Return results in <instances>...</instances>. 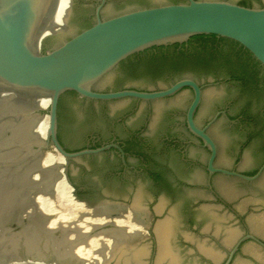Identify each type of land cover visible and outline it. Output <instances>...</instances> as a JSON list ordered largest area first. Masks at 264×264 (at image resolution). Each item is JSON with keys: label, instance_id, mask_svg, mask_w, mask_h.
<instances>
[{"label": "water", "instance_id": "water-1", "mask_svg": "<svg viewBox=\"0 0 264 264\" xmlns=\"http://www.w3.org/2000/svg\"><path fill=\"white\" fill-rule=\"evenodd\" d=\"M152 1L191 38L212 36L230 41L224 46L234 56L255 67L242 48L264 69V0ZM236 2L247 3L250 8ZM259 79L264 81L263 73Z\"/></svg>", "mask_w": 264, "mask_h": 264}, {"label": "flooded vegetation", "instance_id": "flooded-vegetation-1", "mask_svg": "<svg viewBox=\"0 0 264 264\" xmlns=\"http://www.w3.org/2000/svg\"><path fill=\"white\" fill-rule=\"evenodd\" d=\"M201 1V0H195ZM175 5L180 3H174ZM237 6L250 8L248 4L242 2H236ZM195 42L204 48L209 54H211L216 60H218L223 66L240 78L243 82L249 85L257 93L264 97V81L259 79V73L264 74V69L246 52L241 48L242 52H245L254 62L255 67L249 66L245 62V58H241L228 51L224 42H230L224 39H218L212 36L192 38ZM232 43V42H231ZM239 47V46H238Z\"/></svg>", "mask_w": 264, "mask_h": 264}, {"label": "trees", "instance_id": "trees-1", "mask_svg": "<svg viewBox=\"0 0 264 264\" xmlns=\"http://www.w3.org/2000/svg\"><path fill=\"white\" fill-rule=\"evenodd\" d=\"M245 4H247V3H245ZM249 5V4H248ZM194 38H198V37H194Z\"/></svg>", "mask_w": 264, "mask_h": 264}]
</instances>
